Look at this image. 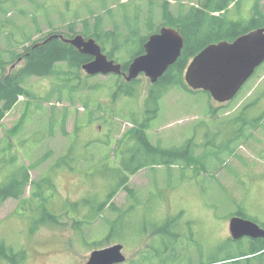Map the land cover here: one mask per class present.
<instances>
[{"label":"rangeland","instance_id":"rangeland-1","mask_svg":"<svg viewBox=\"0 0 264 264\" xmlns=\"http://www.w3.org/2000/svg\"><path fill=\"white\" fill-rule=\"evenodd\" d=\"M165 1L172 14L177 12V1L197 4L196 0H17L15 7L5 5L8 12L5 17L0 14V31L10 36L0 33V73L12 74L23 66V61L11 60V53L21 54L25 46L54 32L64 34L70 25L73 37L82 35L84 22L94 30L96 17L103 19L105 32L118 29L123 35L128 34L127 22L137 19L140 35H147L150 18L153 28L161 26ZM253 3L241 0L238 10L231 8L234 20H248ZM260 3L264 7V0ZM28 38L30 43L24 45ZM137 48L135 44L126 47L116 62L123 65ZM56 69L67 72L65 64ZM183 75L182 84L167 90L158 109L152 102L147 104L152 84L143 74L133 86L135 97L129 98L112 95L123 78L87 77L82 71L79 78L84 89L71 100L65 93L61 102L56 89L64 86V77L28 80L25 86L31 98L20 97L2 120L0 156L17 155L19 163L27 166L45 157L40 166L29 170V177L38 181L47 174L53 187L44 194V210L38 208L37 200L28 205L30 185L20 201L8 199L0 206V241L23 252L15 264H86L92 251L115 244L123 246V264H207L214 257H225L232 214L242 211L264 224V64L232 101L221 104L205 92L193 93ZM257 116L254 127H241V120ZM133 119L153 146L170 149L192 140L195 164L172 167L171 183L165 167L129 176L127 187L141 201L124 211L131 200L128 191L121 189L112 203L123 209L122 216L106 207L97 217L99 205L116 185L109 177L130 164L128 153L138 146L137 137L128 132ZM15 127L18 130L9 133ZM237 128L238 135L233 134ZM227 135L235 136L225 148ZM7 145L15 147L2 152ZM69 151L72 155L64 165L55 168ZM7 173L2 168L0 187ZM50 216L58 223H49ZM111 231L115 235L110 239Z\"/></svg>","mask_w":264,"mask_h":264},{"label":"trees","instance_id":"trees-1","mask_svg":"<svg viewBox=\"0 0 264 264\" xmlns=\"http://www.w3.org/2000/svg\"><path fill=\"white\" fill-rule=\"evenodd\" d=\"M196 1L197 4L189 6L182 4L181 1H177L178 8L175 14L170 12V3L168 1L163 2L161 15L163 22L159 28L155 29L153 28V20L150 18L146 26V30L148 31L147 35H140V27L137 19H134L133 23H131V21L128 23L126 20L128 34L123 35L118 34V29L105 32L102 26L103 19L100 20L98 19L100 17H96L93 27L94 30L91 29V26L87 22H84L82 36L86 39L95 38L103 53L109 60H114L115 62L120 60L121 51H126V47L133 44L138 45L137 51L134 52L133 57L123 62L122 72H126L131 61L144 53V44L151 35L158 33L159 30L165 26L170 28L174 27L179 31L184 40V47L180 57L148 91L147 104L152 102L158 109V104L167 90L173 86L182 84V74L187 65L192 58L206 46L221 41L232 42L237 37L247 32L264 27V7L261 6V0H254L251 16L245 21L234 20L236 18L231 14V8L238 10L241 0ZM16 2L17 0H0V14L4 16V14L8 12L4 7L5 5L11 4L15 7V4H17ZM189 2H193V0H189ZM236 16L239 17V13ZM7 23L11 24L9 22ZM4 26L6 28V25ZM0 33L4 34L6 38L10 36L3 29H1ZM74 34V27L70 25L67 28V32L64 34L54 32L31 45L25 46L21 54L14 55L11 53V60L14 62L23 58V66L12 74L4 75L3 72L0 73V127L5 115L14 108L20 97H26L27 99L31 98V94L25 86L29 79H42L53 75L64 77V86H60L61 88L57 87L56 89L59 93V102L62 101L65 93H67V98L71 100L72 97L84 89V84L82 83V79L79 78V74L82 72V66L89 63L92 58L80 54L74 47L62 42L58 38L48 40L53 35H63L64 38L68 39L72 38ZM30 41L29 38L25 39L23 44L27 45ZM107 42L111 44L109 50L106 49L108 45ZM0 64H2V61H0ZM61 64L66 65L67 72H56L57 66ZM2 70L4 71V68H2ZM136 83L137 80L130 83H126L125 80H123L120 84L116 85L114 91H112V95L114 97L124 96L134 98L135 91L133 90V86ZM92 91V93H94L96 90L93 89ZM46 100L49 101V99ZM83 108L88 109V105L84 104ZM98 110H101L100 106ZM145 113L148 114L149 111L145 110ZM90 116L92 118L91 113ZM66 118L67 116L65 115L63 126ZM150 119L151 118L147 116L146 123H148L147 121ZM132 124L134 126L128 132L137 137L138 144L136 145L138 146L137 148H132L128 153L130 164H124L121 166V170H118L117 173L109 177L110 179L116 180V185L113 187L110 194L107 195L106 201L99 205L97 217L103 213V209L106 207L118 217L122 216L123 209L116 208L112 203V199L121 189L128 191V197L131 200L130 205L124 211L131 208L130 206L138 200L141 201L136 192L134 190H129L127 187L129 176H133L143 169L152 171L156 167H165L169 183H171L172 167L182 165L181 167L183 168L185 165L193 166L195 164L194 149H196V147L191 144V142H186L179 147L162 149L159 146L150 144L146 131L143 132L141 127H138L136 120L133 119ZM252 126L254 127V125ZM146 127L147 125L145 128ZM18 128L19 127H15L11 129L9 133L16 132ZM77 130H79V128H77ZM14 136L15 135H13V137ZM14 147L13 145H7L6 148L2 149V152H11ZM69 153L70 151L65 158L59 159L55 168L64 165L66 159L72 155V152ZM44 158L45 157L35 164L27 166L23 165V163H19V157L17 155L9 154V156H6L2 154L0 156V164H2L0 173L2 172V168L8 169L6 181L0 187V206L8 199L20 201L23 197L24 190L30 185L32 188V200L29 201L28 205L33 206L32 204L37 200L39 202V204H37L38 208L44 210V203L46 201L44 194L47 189L53 186L47 174L38 181H31L29 177V170L40 166L44 162ZM51 170L52 169H50L49 172ZM23 206L21 209H23ZM233 216L249 219L242 211H238L231 215V217ZM49 218L52 220L49 223H58V220H55L53 216ZM249 220L257 223L255 219ZM118 221L119 219L112 222L111 227L113 228ZM259 225L264 229V224ZM153 226L155 227V225H152V227ZM114 235L113 231H111L108 238L111 239ZM226 244L225 257L223 260L214 257L209 260L207 264H214L220 261H230L232 264H264V238L244 239L239 241L228 239ZM21 258H23V252H15L12 248L5 246L4 243L0 241V264H15L17 260Z\"/></svg>","mask_w":264,"mask_h":264},{"label":"water","instance_id":"water-1","mask_svg":"<svg viewBox=\"0 0 264 264\" xmlns=\"http://www.w3.org/2000/svg\"><path fill=\"white\" fill-rule=\"evenodd\" d=\"M52 38H58L80 54L92 58L82 66V71L88 77L115 75L130 83L143 74L152 85L176 63L184 47L179 31L163 27L148 38L144 53L135 57L127 71L122 72V65L109 60L93 38L76 35L67 39L63 35H53L48 40ZM263 64L264 27L247 32L232 42L221 41L206 46L189 62L183 78L192 92L202 91L217 103H227L239 94ZM228 229L233 241L264 238V229L259 224L239 216L229 220ZM122 250L120 244L94 250L86 264H123L125 257Z\"/></svg>","mask_w":264,"mask_h":264},{"label":"flooded vegetation","instance_id":"flooded-vegetation-1","mask_svg":"<svg viewBox=\"0 0 264 264\" xmlns=\"http://www.w3.org/2000/svg\"><path fill=\"white\" fill-rule=\"evenodd\" d=\"M23 61V58H20L18 61H17V63H19V62H22ZM256 73V72H255ZM255 75V74H254ZM253 75V76H254ZM122 78V77H121ZM244 118V117H243ZM260 118V116H257V117H252V119H250V121L249 120H241L240 121V123H241V127L243 126V125H245V127L244 128H249L250 127V125L252 126V125H254V122H256L258 119ZM241 127H239L240 129H241ZM239 128H237L235 131H233V134L235 133V134H237L238 135V130H239ZM243 128V129H244ZM250 129V128H249ZM234 136L235 135H227V137H226V139H228L227 140V143H226V145H225V148H228L229 146H230V142L232 141V138H234ZM191 142H192V140H191ZM217 147V148H216ZM214 148L216 149V150H218V149H220V147H218V146H214ZM213 153H215V151L213 152ZM213 153H211V154H213ZM214 156H216V155H214ZM157 231L156 229H151V231ZM228 239H230V237L228 238ZM244 239H246V238H244Z\"/></svg>","mask_w":264,"mask_h":264}]
</instances>
